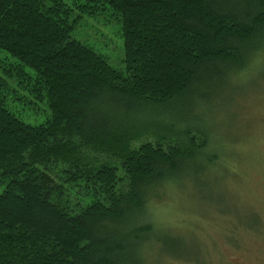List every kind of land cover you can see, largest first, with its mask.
<instances>
[{"label":"trees","instance_id":"16d2710c","mask_svg":"<svg viewBox=\"0 0 264 264\" xmlns=\"http://www.w3.org/2000/svg\"><path fill=\"white\" fill-rule=\"evenodd\" d=\"M105 12L124 69L73 37L79 18ZM263 33L264 0H0V49L19 61L0 91L31 80L49 110L32 125L0 95V264H142L152 187L213 162L194 112Z\"/></svg>","mask_w":264,"mask_h":264},{"label":"rangeland","instance_id":"374dc122","mask_svg":"<svg viewBox=\"0 0 264 264\" xmlns=\"http://www.w3.org/2000/svg\"><path fill=\"white\" fill-rule=\"evenodd\" d=\"M73 37L125 68L121 26L108 12L79 18ZM262 44L260 39L256 48ZM18 62L0 49V76L2 67ZM25 69L35 77L32 68ZM8 81L0 91L5 105L29 124L45 122L46 102L28 91L33 81ZM225 87L194 112L211 138L205 160L215 157L213 162L190 167L150 191L142 222L151 221L153 229L140 249L142 264H264V72L245 84L230 77ZM155 140L146 135L136 145ZM101 160L125 178L117 161ZM127 185L124 179L122 188ZM3 190L0 182V194Z\"/></svg>","mask_w":264,"mask_h":264},{"label":"clouds","instance_id":"9594fccd","mask_svg":"<svg viewBox=\"0 0 264 264\" xmlns=\"http://www.w3.org/2000/svg\"><path fill=\"white\" fill-rule=\"evenodd\" d=\"M261 72H264V44L257 47L250 55L249 63L246 67L239 70L234 69L230 77L235 83L245 84Z\"/></svg>","mask_w":264,"mask_h":264}]
</instances>
